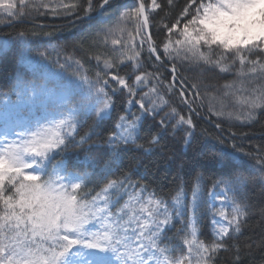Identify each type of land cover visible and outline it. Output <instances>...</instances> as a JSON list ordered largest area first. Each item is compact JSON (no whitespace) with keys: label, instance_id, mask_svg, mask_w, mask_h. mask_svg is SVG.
<instances>
[{"label":"snow or ice","instance_id":"snow-or-ice-1","mask_svg":"<svg viewBox=\"0 0 264 264\" xmlns=\"http://www.w3.org/2000/svg\"><path fill=\"white\" fill-rule=\"evenodd\" d=\"M110 7V0H95V3L84 0L83 4L80 0H19V3L0 0V12L5 14L0 15V24H4L5 16L11 20L23 18L24 9L37 14L50 12L56 16H72L78 20L80 12L88 16L96 8L107 11ZM174 7V0L161 3L150 0L146 10L145 0H136L131 8L120 10L114 27L97 32L101 42L105 45L110 42L112 52L119 55L102 61L101 57H96L103 63L104 72L103 75L96 73L95 79L89 78L79 61H75L79 69L77 80L71 84H66L59 73L48 74L42 84L18 77L15 90L18 98L27 102L35 104L50 87L62 90V95L58 103L45 105V114L38 117L34 125L18 124L21 131L13 129L12 139L7 129L8 107L4 106L5 131L0 139V264H219V254L229 249L234 252L233 264H241L244 253L235 241L251 210L241 193V185L246 187L245 179L233 167L235 161L247 155L242 148L235 144L232 152L221 148L219 163L228 171L224 179L213 182L211 203L202 198L201 178H196L191 189V215L179 231V248L173 244L176 237L166 234L171 214L165 201L155 193L145 198V186L130 184L129 174L109 178L120 171L123 156L130 146L145 153L163 151V131L144 138L148 147L137 144L144 121L149 118L154 121L162 107L170 109L158 122L162 130L168 129L165 120L171 117L175 120L173 132L177 127L182 128L186 146H190L194 138L196 124L192 118L195 111L192 103L195 100L190 102L186 92L195 90L193 95L198 97L197 84L187 85L184 79L179 81L183 85L179 95L190 109L188 115H184L158 90V85L164 84L158 72L141 70V52L145 44L148 60L154 57L162 64L171 62L172 81L165 85L169 92L177 83V64L219 68L221 72L235 67L238 68L236 75L243 79L239 86L225 84L224 88L230 90L225 95L234 98V104L246 113L247 119L254 118L257 109H264V0H184L172 22L163 23ZM157 9L163 13L161 27L166 32L159 44L149 31V15ZM129 20L136 25L139 41L130 33L127 40L124 38L120 24ZM15 41L19 46L18 62L32 65L35 79L40 68L33 61L30 37L21 31L16 34ZM9 50L10 43L6 41L0 49V57L7 55ZM39 56L46 58L45 53ZM121 65L133 69V73L121 76ZM105 77H110L118 88L110 90ZM149 80L155 83L136 99V89L147 86ZM124 91L129 97L126 103L137 104L140 114L131 119L128 115L118 116L115 130L106 138L104 154L86 155L85 163L71 168L64 159L53 165L52 161L66 152L69 145L82 147L98 134L97 127L115 110L116 93ZM213 114L223 116L225 112L218 110ZM227 116L231 117L232 112H227ZM88 120H93L90 131L80 135L79 127ZM185 125L187 127H183ZM220 127L217 123L216 128ZM206 142L224 143L214 137H208ZM91 151V148L87 150ZM257 164L264 175V159L257 160ZM93 184L99 191H89ZM222 185V191L216 192ZM126 186L133 191L128 193ZM122 189L128 195L127 201L121 200ZM185 195L181 186L174 198L176 204L182 205L177 215L189 207L184 202ZM217 196L221 197L219 206L215 203ZM205 205L214 231L210 243L199 239V215ZM96 224L102 227L91 231ZM261 243L264 245V241Z\"/></svg>","mask_w":264,"mask_h":264},{"label":"trees","instance_id":"trees-1","mask_svg":"<svg viewBox=\"0 0 264 264\" xmlns=\"http://www.w3.org/2000/svg\"><path fill=\"white\" fill-rule=\"evenodd\" d=\"M65 2H70V0H65ZM83 2L84 0H80L81 4ZM110 2L111 7L107 11L96 8L88 16H84L83 12H80L81 19L78 20L72 16L52 15L50 12L37 14L31 9H24L25 15L20 19L11 20L5 16L4 24H0V49L4 47L7 41L10 43V50L7 55L0 57V129L5 123L4 106L18 97L15 90L18 77L23 76L26 81L42 84L45 82L44 77L48 74L59 73L63 76L66 84H71L77 80L79 72L75 61H79L83 65V71L87 73L89 78L95 79L98 72L103 75L102 59H112L119 54L112 52L113 46L110 42L108 45L103 44L100 37L97 36V32L101 29L112 28L118 22L120 10L131 8L136 4V0H112ZM157 2L161 3L162 0H157ZM174 3L176 7L173 8L168 19H165L163 23L172 22L174 14L179 12L184 0H174ZM145 4L147 10L150 0H145ZM0 15L5 14L0 12ZM162 15L163 13L159 9L149 15V30L152 33V39L158 44L166 36V32L161 27L160 18ZM158 28H160L159 32L157 31ZM21 31L30 37L33 44V61L40 68V72L35 73V79L32 65H21L18 62L19 46L15 37ZM132 36L139 41L140 37L136 36L135 29ZM173 38L175 39V36ZM160 50L162 51V49ZM39 53H45L46 58L40 57ZM98 56L101 57V61L96 59ZM69 57L71 59H68ZM60 65L65 67L61 68ZM141 65L143 71L158 72L160 79L164 82V84L158 85V90L169 104L184 115H188L190 109L188 104L182 102L179 95V89L183 87L179 81L184 79L187 85L197 84L200 92L198 97L193 95L195 90L186 92L190 102L192 99L195 100L192 103V108L195 110L192 112V118L196 124L194 138L190 146H186L183 139L184 131L181 127H177L173 132L172 125L175 124V120L171 117L165 120V123L169 125L168 129L162 130L158 122L170 112L168 107H162L154 121L151 118L144 121L140 130L141 138L137 140V144H145V147H148L144 138L154 132L163 131L164 139L161 141L163 151L157 149L154 152L145 153L134 146H130L123 156L120 171L116 176L109 178L117 179L124 174H129L131 176L130 184L145 186V198L151 193H155L157 198L163 199L168 212L171 214V224L167 228L166 234L168 237H176L173 244L179 248V231L188 222L191 215V189L196 178L198 176L201 178L202 198L211 203L213 182L224 179V174L228 171L219 163L220 150L223 148L227 152H232V145L235 144L237 148H242L243 152L247 153V155H243L242 159L235 161L233 167L245 179L246 187L241 185V193L244 202L251 209L246 217V225L242 227L238 240L235 242L240 245L241 251L244 253L241 264H264V245L261 243L264 241V175L260 172L257 164V160L264 159V109H257L254 118L247 119L246 113L234 104V98L231 95H225L226 92L230 91L224 88L225 84L239 86V81L243 79L236 75L238 68L234 67L228 72H221L219 68H193L187 64L183 66L177 64V83L169 92L165 85L172 81L171 62L162 64L156 61L154 57L148 60L147 45L145 44L144 50L141 52ZM120 68L119 74L121 76L133 73V69L129 67L121 65ZM109 71L116 72V69ZM135 74L139 73L136 72ZM105 78L109 80L110 90L118 88V85L110 77ZM132 78L134 79V75ZM153 83H155L153 80H149L147 86L138 87L136 99L147 92ZM49 89L60 90L51 87ZM128 98L126 91L117 92L114 97L116 101L115 110L110 118L97 127L98 134L82 147L69 145L67 151L60 153L52 161V164L55 165L58 160L64 159L71 168L72 165L85 163L86 155H103L107 149L106 138L111 131L115 130L118 116L128 115L131 119L140 114L137 104L129 105L126 103ZM218 110H223L225 115H214L213 113ZM227 112H232V116L228 117ZM237 116H240V119H237ZM93 120H88L79 127L80 135L90 131ZM217 123L221 125L220 128H216ZM233 133H235L234 136ZM208 137L219 138L224 143L221 145L216 142H206ZM76 139L78 140L79 136ZM89 148L92 150L91 153L87 152ZM96 180L98 183L99 178L97 177ZM181 186L186 194L184 202L189 207L183 209L181 215H177L176 213L181 211L182 205L176 204L174 198ZM126 188L128 193L133 191L131 187L126 186ZM222 189L223 185L215 191L221 192ZM89 191H99V188L93 184L89 186ZM229 196H232V193H229ZM120 197L122 201L128 200V195L125 194L124 189L121 190ZM236 198L239 199L240 197L237 196ZM220 200L221 197L217 196L215 201L217 206L220 205ZM206 208L207 205L199 215V239L205 243H210L214 239V231L211 224L212 217ZM101 227V224H96L95 227H91V231H96ZM248 245H252V247L249 248ZM179 254L177 251L176 255ZM233 257L232 249L222 252L218 256L219 264H233Z\"/></svg>","mask_w":264,"mask_h":264},{"label":"rangeland","instance_id":"rangeland-1","mask_svg":"<svg viewBox=\"0 0 264 264\" xmlns=\"http://www.w3.org/2000/svg\"><path fill=\"white\" fill-rule=\"evenodd\" d=\"M120 26L124 29L123 34L126 40L128 38V34L130 33L132 35L136 27L135 23L131 20L127 22H122ZM61 95H62V90L54 91L49 89L48 93L44 96H41L35 104H32L31 102H27L18 97L16 100L10 101L7 104L8 107L7 129L9 132V139L13 138V136L11 135L13 129L16 132L21 131V128L17 126L18 124L24 123V124L34 125L35 120L38 117L45 114V105L50 106L52 104L58 103L60 101ZM4 131H5V123L0 129V139H3L2 133Z\"/></svg>","mask_w":264,"mask_h":264},{"label":"water","instance_id":"water-1","mask_svg":"<svg viewBox=\"0 0 264 264\" xmlns=\"http://www.w3.org/2000/svg\"><path fill=\"white\" fill-rule=\"evenodd\" d=\"M110 1H112V0H110ZM150 31V30H149Z\"/></svg>","mask_w":264,"mask_h":264}]
</instances>
